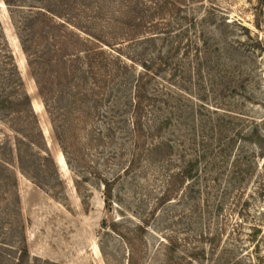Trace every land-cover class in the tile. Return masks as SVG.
<instances>
[{
	"label": "rangeland",
	"instance_id": "obj_1",
	"mask_svg": "<svg viewBox=\"0 0 264 264\" xmlns=\"http://www.w3.org/2000/svg\"><path fill=\"white\" fill-rule=\"evenodd\" d=\"M165 1L166 13L155 19L192 16L217 47L215 93H206L207 80L199 85L188 76L186 81L192 94L203 87L205 102L218 106L213 114L202 111L195 185L189 177L168 185V174L182 167L177 146L165 153L167 164L145 156L151 140L140 99L162 83L157 76L138 65L133 107L103 97L90 118L73 120L67 164L56 136L58 121L45 107L28 66L17 26L29 7L51 8L78 22L79 28H69L82 37L85 26L108 41L105 28L89 25L91 7L103 8L97 19L103 24L107 16H118L113 11L126 0H0V54L6 57L0 60L7 64H0V86L5 85L3 69L12 63L19 93L29 96L33 112L0 109L5 256L23 247L30 264H264V0ZM155 3L166 5L133 0L130 6L145 14ZM188 50L185 62L194 61ZM120 90L112 92L126 94ZM168 189L173 191L165 197Z\"/></svg>",
	"mask_w": 264,
	"mask_h": 264
},
{
	"label": "trees",
	"instance_id": "obj_2",
	"mask_svg": "<svg viewBox=\"0 0 264 264\" xmlns=\"http://www.w3.org/2000/svg\"><path fill=\"white\" fill-rule=\"evenodd\" d=\"M126 1L121 3L122 8L118 11L114 9L113 15L118 16H107L103 24L97 20L101 18L99 16L103 13V8L95 6L94 10L91 7L94 15L89 16V19L91 16L93 19L88 20L89 25L95 29L105 28V37L110 39L108 41L104 40L103 35L96 36L85 26H81L79 31L86 34V37H82L69 28L71 25L79 28L78 22L73 24L61 18L51 8L29 7L22 13L23 24L17 26L28 66L35 77L45 107L50 110L53 121H58L57 129L61 132L56 136L62 144L67 164H70L67 148L72 147L70 131L74 125L73 120L90 118L103 97H113L116 104L123 102L126 106L127 102L129 107H133V87L138 65L157 76L162 83L155 84L140 99L141 116L147 118L148 124L145 126L147 137L151 140L145 156L167 164L165 153L177 146L180 152L177 161L181 162L182 167L180 172L168 174L167 178L171 181L168 185H174L176 178L186 180L188 177L192 179V185H195L197 182L194 179L198 175H194V167L202 156L199 148V131L204 116L202 111L207 110L213 114L218 106L214 100L205 102L207 94L203 92V87L196 86L193 89L197 94H192L186 81L188 76L195 77L199 85L207 80L209 87L206 88V93H215L219 66L215 54L217 47L207 39L202 27L200 30L197 28V22L192 16L179 17L175 22L173 18L155 19L166 13L168 8L165 0L166 5L155 3L156 7H149L144 11L145 14L141 13L143 11L132 10L136 8L130 6L133 0ZM136 6L138 7L137 4ZM126 8L136 12L128 13ZM191 33H194L195 39L191 37ZM104 46L110 51H105ZM188 49L193 50L194 61L185 62ZM2 57L6 58L0 54V58ZM5 60H0V64L7 66ZM8 64L10 68L3 69L6 74L5 85L2 87L4 91L0 94V109L21 108L20 112L27 111L33 116L30 98L25 93H19L21 81L14 65ZM227 69L225 66L224 72ZM162 72L164 74L160 75ZM204 73L206 77L203 76ZM114 87L119 92L122 87L126 94L115 96L112 92ZM2 88L0 86V90ZM212 119L207 125L210 134L214 127ZM107 130L111 131L112 128L107 127ZM191 182H187V185ZM189 188L192 189V186ZM172 191L168 189L165 197H169ZM15 250V255L5 256L0 247V264H30L27 249L17 247Z\"/></svg>",
	"mask_w": 264,
	"mask_h": 264
}]
</instances>
